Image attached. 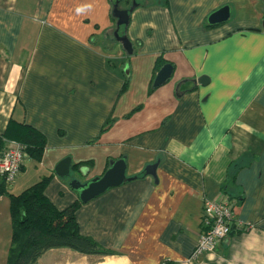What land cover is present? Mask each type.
I'll return each instance as SVG.
<instances>
[{
    "label": "crops",
    "instance_id": "1",
    "mask_svg": "<svg viewBox=\"0 0 264 264\" xmlns=\"http://www.w3.org/2000/svg\"><path fill=\"white\" fill-rule=\"evenodd\" d=\"M136 2L122 32L128 56L112 36L113 0H0V135L12 121L45 142L41 160L26 159L8 192L50 177L44 195L64 210L78 198L55 175L57 163L90 162L85 177L72 171L84 183L123 157L126 178H138L75 213L79 233L113 255L77 258L264 264V1ZM225 6L228 21L209 25ZM159 57L174 72L149 92ZM201 77L204 86L189 82ZM154 164L155 180L141 176ZM223 196L250 228L192 260L203 201ZM10 237L9 202L0 197V264Z\"/></svg>",
    "mask_w": 264,
    "mask_h": 264
},
{
    "label": "trees",
    "instance_id": "2",
    "mask_svg": "<svg viewBox=\"0 0 264 264\" xmlns=\"http://www.w3.org/2000/svg\"><path fill=\"white\" fill-rule=\"evenodd\" d=\"M116 1L113 0L112 10ZM123 2L119 3L120 9H126ZM112 19L115 28L112 31L114 37L116 21L113 16ZM123 30L125 28L120 27L118 36H126L122 33ZM165 64L167 63L159 57L155 68H161ZM152 90L154 89L151 85L149 92ZM7 143H16L22 146L27 159L37 162L41 160L45 146L41 134L29 126L15 124L12 121H9L4 133L0 135V152L6 148ZM90 164V162L78 163L72 165L71 170L78 172L79 169L90 166ZM144 175L143 172L141 176ZM133 178L137 179L138 176ZM49 181L50 177H44L20 194L14 195L8 192L3 179L0 178V197H6L9 202L11 227L5 264H37L39 259L47 252L61 249L70 250L81 256L104 257L113 255L110 251L100 247L91 238L82 236L79 233L75 219V213L81 206L78 200L64 210L56 209L49 202L44 195V190ZM230 182L232 183V179ZM227 197L232 201L230 196Z\"/></svg>",
    "mask_w": 264,
    "mask_h": 264
},
{
    "label": "water",
    "instance_id": "3",
    "mask_svg": "<svg viewBox=\"0 0 264 264\" xmlns=\"http://www.w3.org/2000/svg\"><path fill=\"white\" fill-rule=\"evenodd\" d=\"M125 0H117L114 8L112 10V16L115 19L116 30L114 32V37L116 41L121 45L122 49L128 56H132L133 48L126 36H118V31L120 27L126 29L131 13L138 7V4L135 1H132L130 7L126 9H120L119 3ZM264 1V0H263ZM230 16L229 8L227 6L218 9L217 11L211 13L207 17V23L209 25L222 24L228 21ZM262 30L264 31V6H263V20H262ZM174 72V66L170 63L163 65L159 71L156 73L153 82L152 88L157 89L158 87L167 83ZM205 77H201L197 80H190L189 82L195 86L199 84L204 86ZM184 83L187 81H183ZM71 160L65 158L61 160L54 168V173L57 177L61 179H69L68 186L69 188L77 194L78 201L80 204H87L96 197L104 194L106 191L112 188L120 187L126 182L135 180V178H126V164L125 159L122 157L117 160L109 161L108 167L105 172L99 176L94 177L91 180H88L84 183L80 182L78 179L73 177V172L71 170ZM155 169L156 164L150 165L145 168L144 174L152 177L155 180ZM88 170L86 168L79 169L78 173L83 177L87 175Z\"/></svg>",
    "mask_w": 264,
    "mask_h": 264
},
{
    "label": "built area",
    "instance_id": "4",
    "mask_svg": "<svg viewBox=\"0 0 264 264\" xmlns=\"http://www.w3.org/2000/svg\"><path fill=\"white\" fill-rule=\"evenodd\" d=\"M27 155L22 146L16 143L9 145L0 152V178L8 188L21 172V167ZM235 203L227 196L220 201H203L201 230L197 245L191 259H197L203 254L212 253L235 229L248 230L250 225L240 224L235 218Z\"/></svg>",
    "mask_w": 264,
    "mask_h": 264
},
{
    "label": "rangeland",
    "instance_id": "5",
    "mask_svg": "<svg viewBox=\"0 0 264 264\" xmlns=\"http://www.w3.org/2000/svg\"><path fill=\"white\" fill-rule=\"evenodd\" d=\"M139 1V0H136ZM125 8H128V4L125 3L123 5ZM61 251H66L62 253ZM69 252V254H65ZM77 254L73 253L72 251L68 250H53L47 252L45 255L42 256L41 259L37 262V264H94L91 263V260L84 259V258H77ZM99 261L100 259H95ZM111 258H106L103 262H109ZM96 261V262H97ZM102 263V262H101ZM100 264V263H99Z\"/></svg>",
    "mask_w": 264,
    "mask_h": 264
},
{
    "label": "bare ground",
    "instance_id": "6",
    "mask_svg": "<svg viewBox=\"0 0 264 264\" xmlns=\"http://www.w3.org/2000/svg\"><path fill=\"white\" fill-rule=\"evenodd\" d=\"M100 264H124V263H120L119 261H116L114 258L111 259L109 262H102Z\"/></svg>",
    "mask_w": 264,
    "mask_h": 264
},
{
    "label": "flooded vegetation",
    "instance_id": "7",
    "mask_svg": "<svg viewBox=\"0 0 264 264\" xmlns=\"http://www.w3.org/2000/svg\"><path fill=\"white\" fill-rule=\"evenodd\" d=\"M132 1H135V2H136V0H125V1L123 2V4L127 3V4L129 5L128 7H130Z\"/></svg>",
    "mask_w": 264,
    "mask_h": 264
}]
</instances>
